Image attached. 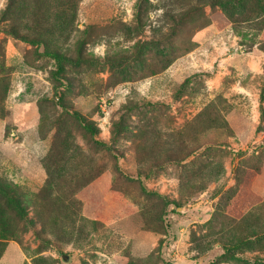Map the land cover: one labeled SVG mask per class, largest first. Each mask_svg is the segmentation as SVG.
Wrapping results in <instances>:
<instances>
[{"label": "rangeland", "instance_id": "374dc122", "mask_svg": "<svg viewBox=\"0 0 264 264\" xmlns=\"http://www.w3.org/2000/svg\"><path fill=\"white\" fill-rule=\"evenodd\" d=\"M263 5L0 0V264H264Z\"/></svg>", "mask_w": 264, "mask_h": 264}, {"label": "trees", "instance_id": "16d2710c", "mask_svg": "<svg viewBox=\"0 0 264 264\" xmlns=\"http://www.w3.org/2000/svg\"><path fill=\"white\" fill-rule=\"evenodd\" d=\"M247 1L248 0H246V2ZM250 1H252L255 5H259V1L264 2V0H250ZM72 3L73 2H71V4L70 5L68 4L67 6L63 5V8H61L63 10L62 13H60V12L56 13L58 15L60 22L56 20L55 21L56 24H53V23L49 24L47 26V29H46L47 34L48 33L54 34L57 30H60V31H58V33H61V35H62L64 32L68 31L67 28H68V23L70 20L66 21L67 18H65L64 15H65L66 11L69 10L72 12V17H73L74 5ZM263 7H264V5H263ZM42 21H43V19H42ZM20 38H22L25 41H29L35 45H38V48L44 47L45 50H44L42 55L50 57L51 59L56 61L55 62L56 69L53 71V76H54V79L58 82V85L56 86L57 87L56 88V96H58V97L60 96V98H61V95H60L61 89L63 87H67V85H68L66 77L63 76L64 72L66 71L65 63L71 62L72 60L70 58H68L64 53L61 52L58 44H57V46L51 47V45H50L51 41L49 39H47V40L50 42L45 40L43 37L31 39L26 35H22V36H20ZM72 116L82 125V127L86 131L91 133V135L94 139H95V137H97L96 128L94 127L93 123H90L87 121V119L84 115H82L79 112H73ZM96 142L101 143V145H105L104 143H102L99 140H96Z\"/></svg>", "mask_w": 264, "mask_h": 264}, {"label": "water", "instance_id": "95a60500", "mask_svg": "<svg viewBox=\"0 0 264 264\" xmlns=\"http://www.w3.org/2000/svg\"><path fill=\"white\" fill-rule=\"evenodd\" d=\"M69 258V256L68 255H65V259H68Z\"/></svg>", "mask_w": 264, "mask_h": 264}]
</instances>
